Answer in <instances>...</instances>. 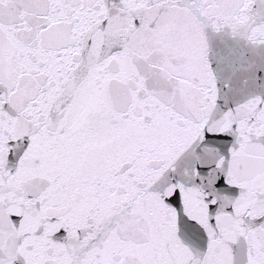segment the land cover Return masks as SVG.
Instances as JSON below:
<instances>
[{
    "label": "snow or ice",
    "instance_id": "obj_1",
    "mask_svg": "<svg viewBox=\"0 0 264 264\" xmlns=\"http://www.w3.org/2000/svg\"><path fill=\"white\" fill-rule=\"evenodd\" d=\"M0 264H264V0H0Z\"/></svg>",
    "mask_w": 264,
    "mask_h": 264
}]
</instances>
